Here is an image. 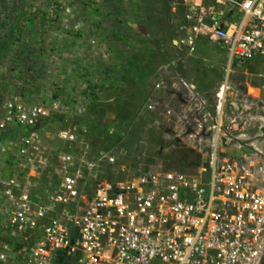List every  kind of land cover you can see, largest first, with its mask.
Listing matches in <instances>:
<instances>
[{
    "label": "built area",
    "instance_id": "obj_1",
    "mask_svg": "<svg viewBox=\"0 0 264 264\" xmlns=\"http://www.w3.org/2000/svg\"><path fill=\"white\" fill-rule=\"evenodd\" d=\"M168 1L171 22L182 18L180 43L190 50L201 36L221 43L229 65L259 58L264 90V0ZM229 3L239 12L233 20L225 18ZM252 88L245 81L235 96L254 98ZM164 106L149 100L139 113H155L143 118L151 140L110 126L105 134L120 139L95 144L89 127L74 121L87 106L63 98L61 84L38 98L14 92L3 99L0 138L13 128L26 132L7 146L0 141L7 155L0 264H62L74 256L79 264H262L264 157L241 145L225 151L220 101L211 121L207 109L179 115ZM50 114L63 118L60 127L38 128Z\"/></svg>",
    "mask_w": 264,
    "mask_h": 264
},
{
    "label": "rangeland",
    "instance_id": "obj_2",
    "mask_svg": "<svg viewBox=\"0 0 264 264\" xmlns=\"http://www.w3.org/2000/svg\"><path fill=\"white\" fill-rule=\"evenodd\" d=\"M171 19L168 0H0V106L12 91L27 95L28 87L38 98L61 84L63 98L84 103L90 116L94 100L103 115L99 122L126 134L131 127L118 111L143 87V104L164 101L168 107L160 110L174 109L179 115L200 116L207 109L210 121L218 117L220 101V143L225 151L237 153L235 146L241 145V150L264 157L262 61L229 65L226 48L205 37L200 38L201 47L196 41L190 50L178 41L182 18L175 23ZM123 34L129 42L118 37ZM147 48L152 53L139 63ZM245 81L255 97L239 100L235 94L240 95ZM119 85L123 92L115 89ZM77 118L75 123L84 125ZM45 125L55 131L60 122ZM148 131L142 128L141 136L131 140H151ZM25 132L10 129L0 141L7 146L8 135L14 141ZM90 140L98 142L93 136ZM3 154L0 151V159Z\"/></svg>",
    "mask_w": 264,
    "mask_h": 264
},
{
    "label": "trees",
    "instance_id": "obj_3",
    "mask_svg": "<svg viewBox=\"0 0 264 264\" xmlns=\"http://www.w3.org/2000/svg\"><path fill=\"white\" fill-rule=\"evenodd\" d=\"M121 36V40L127 41V39L124 38V34L123 35H119L118 37ZM145 41V40H144ZM152 53V50H149L148 48L145 49V52H143V54L141 55L142 58L139 61V63H143L149 58V54ZM132 61L128 62L131 63ZM144 66H142L141 69H143ZM144 71V69L142 70V72ZM143 75V74H142ZM142 75L140 76V81L141 83H143V77ZM117 88H121V91L123 92L122 87L119 85L117 87H115V89L117 90ZM118 89V90H119ZM145 87L141 88L138 92L137 98L135 100H130V101H125L124 106L121 110L118 111V115L120 118L124 119L126 122H128V124L131 127V130L128 131L126 134L128 137L130 138H137L140 135L139 130H142V128H145L147 126L146 123V119H143L145 116L144 114H142V116L139 115L140 112L143 111L145 104H143V100L145 97ZM100 105L95 102L94 100L91 103V106L88 108V112L89 113H93L92 116H90L89 114H85L79 118L76 119V122L79 123H84L85 125H87L90 129V135L93 136L94 138L98 139V142L101 144H104L106 142L108 143H115L116 141H118L120 138L117 137L116 135H107L105 134V128H106V124L104 122L100 123L99 120H101L103 118V115L100 113ZM114 106L110 107V110L114 109ZM142 117V118H140ZM61 119H63L60 115L58 114H50V116L43 118L42 120H40L37 123V127H43L45 124H47L49 121H60ZM103 121V120H102ZM142 134V132H141ZM262 264H264V255L262 257Z\"/></svg>",
    "mask_w": 264,
    "mask_h": 264
},
{
    "label": "crops",
    "instance_id": "obj_4",
    "mask_svg": "<svg viewBox=\"0 0 264 264\" xmlns=\"http://www.w3.org/2000/svg\"><path fill=\"white\" fill-rule=\"evenodd\" d=\"M214 1L215 0H205V2H206V4H213L214 3ZM225 18L227 19V20H233L234 18H236V17H238V15H239V12H238V10H237V7L236 6H234L233 4H231V3H229L225 8ZM201 37H203V36H201ZM201 37H199L198 38V44H199V46L201 47L202 46V44L203 43H201V41H200V38ZM205 39H207L206 37H205ZM200 41V42H199ZM205 43H204V46H205V44H206V40L204 41ZM25 91H26V93L28 94V95H32V98H34V96H33V93H32V90H31V88H26L25 87ZM11 90H14V89H11ZM30 90V91H29ZM11 93H13V91L11 92ZM11 95V94H10ZM0 108H1V106H0ZM5 138V137H4ZM6 139V138H5ZM7 141H9L8 143L10 144L11 142H13V135L12 134H10V135H8L7 136V139H6ZM5 140V141H6ZM7 155L6 154H3L2 155V158L0 159V171L2 170V171H6V163H7ZM9 164V163H8ZM7 164V165H8ZM62 264H74V262H73V258L71 257V258H68V259H66Z\"/></svg>",
    "mask_w": 264,
    "mask_h": 264
}]
</instances>
